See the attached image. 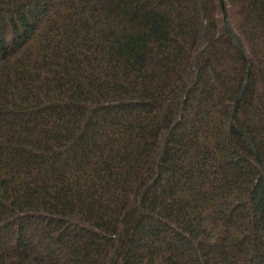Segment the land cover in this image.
Wrapping results in <instances>:
<instances>
[{"label":"trees","instance_id":"16d2710c","mask_svg":"<svg viewBox=\"0 0 264 264\" xmlns=\"http://www.w3.org/2000/svg\"><path fill=\"white\" fill-rule=\"evenodd\" d=\"M223 3L0 0V264H264V0Z\"/></svg>","mask_w":264,"mask_h":264},{"label":"water","instance_id":"95a60500","mask_svg":"<svg viewBox=\"0 0 264 264\" xmlns=\"http://www.w3.org/2000/svg\"><path fill=\"white\" fill-rule=\"evenodd\" d=\"M219 3H220V7H221V9H222V18H223V22H224L225 26L227 27V29L230 30L229 27H228V25H227V19H226V13H225V9H224V3H223V0H219ZM234 39H235L236 44H237V46H238V48H239V50H240V52H241V55H242L243 59L245 60L242 46H241L239 40L237 39V37H236L235 35H234ZM245 83H246V81L243 83V85H242V87L240 88V90H239V92H238V95H237L236 103H235V105H234V109H233L232 117H231V123H232V124H234L233 119H234L235 110H236L237 103H238V100H239V98H240V95H241V93H242V90H243V88H244ZM254 153H255L256 157L258 158L255 149H254Z\"/></svg>","mask_w":264,"mask_h":264}]
</instances>
